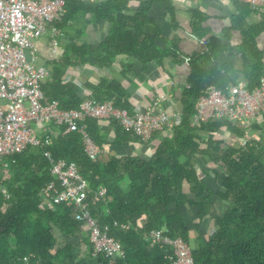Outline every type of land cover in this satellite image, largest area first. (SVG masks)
Instances as JSON below:
<instances>
[{"label":"trees","instance_id":"1","mask_svg":"<svg viewBox=\"0 0 264 264\" xmlns=\"http://www.w3.org/2000/svg\"><path fill=\"white\" fill-rule=\"evenodd\" d=\"M128 3L66 0L63 20H75L81 12L109 20L113 26L101 46L104 53L112 60L126 56L146 65L160 52L156 43L160 39L135 35V17L118 21ZM257 36L253 28L241 46L228 43L231 37L204 41V53L187 59L193 65L192 80L183 92L180 122L172 129L155 131L148 142L125 132L117 122L102 127L97 120H87L88 133L100 147L123 150L155 143L150 160L121 151L108 159L100 156L92 160L77 133L55 142L53 158L76 163L88 181L91 193L87 201L92 215L101 223L127 225L112 226L110 231L121 242L123 256H116L113 263L103 256H92L90 229L76 217V206L61 202L54 209L40 207L39 191L54 179L51 164L43 156L42 147H27L9 159L8 178L1 184L8 198L0 191V264H166L170 250L151 243L148 235L154 230L181 238L190 246L195 264H264V145L249 139L240 145L239 138L249 127L228 121L196 125L193 118L202 92L210 86L227 92L230 81L225 75L240 63L249 80L248 88L258 86L264 61L255 47ZM72 48L77 49L68 46L54 62L52 76L42 84L45 96L58 101L61 109L77 108L87 99L111 100L133 113L135 106L129 104L127 88L120 80L102 76L94 82L86 78L82 88L90 95L83 94L69 71L111 68V63L89 55L92 46L78 47L74 58L70 55ZM172 50L178 57L182 55L177 46ZM224 126L232 140L216 138ZM202 133L210 138L205 139ZM100 187L107 189L106 201L95 200ZM143 216L146 223L142 225ZM211 221L214 227H210Z\"/></svg>","mask_w":264,"mask_h":264},{"label":"built area","instance_id":"2","mask_svg":"<svg viewBox=\"0 0 264 264\" xmlns=\"http://www.w3.org/2000/svg\"><path fill=\"white\" fill-rule=\"evenodd\" d=\"M96 2L99 0H84ZM132 0H129V2ZM252 10L264 9V0H240ZM66 0H0V166L7 167L3 158L21 154L27 147H42L43 156L51 164L55 181L47 183L39 191L40 207L54 209L58 203L67 202L77 207L76 217L90 230L93 244L92 256H103L110 263L116 256H123L122 244L110 235L112 226L126 224L101 223L92 215L87 201L91 188L74 162L54 159L50 151L53 139L58 137L55 127L63 134L78 133L82 136L85 153L97 160L104 147L98 146L88 133L87 120H97L108 125L117 122L127 133H134L148 142L155 131L171 128L180 122L181 114H172L155 102L145 109L135 107L133 113L119 108L111 100L97 102L87 99L74 109H61L58 101L49 100L42 84L49 78L48 71L37 69L34 41L49 30L50 52L56 55L59 25L66 9ZM28 53L34 55L29 58ZM161 105V106H160ZM160 106V107H159ZM264 115V79L257 87L247 89L243 84L232 85L225 92L218 87L205 89L195 105L194 124L228 121L240 127H249ZM244 143V141H243ZM4 198L8 194L0 186ZM107 199V189L100 187L95 200ZM151 243L166 247V264H195L189 245L181 238H172L162 230L149 235Z\"/></svg>","mask_w":264,"mask_h":264},{"label":"crops","instance_id":"3","mask_svg":"<svg viewBox=\"0 0 264 264\" xmlns=\"http://www.w3.org/2000/svg\"><path fill=\"white\" fill-rule=\"evenodd\" d=\"M125 16L135 17L132 24L136 28L135 35H150L155 40L160 39V42H156L160 52L146 65L126 56H118L112 60L111 56L106 55L101 48L111 34L112 22L96 19L91 13L81 12L77 19L72 18L65 22L63 20L59 25L61 36L57 37L56 55H51L50 52L51 36L48 29L45 35L34 41V47L37 49L34 54L36 68L48 71L50 74L48 79H50L54 62L66 52L68 46L73 45L77 49L82 45L92 46L94 50L89 55L94 58L101 57L106 63H111V68L99 69L96 66L94 68H72L69 74H74L75 77L73 75L72 77L84 95H90L82 88L86 78L98 82L102 76H106L120 80L127 88L131 106H141L145 109L155 102L160 103V98L164 97L165 101L162 106L176 114L183 110V92L184 89L190 87L192 80L193 65L187 59L195 53L198 55L204 53V44H202L204 41L217 37L220 39L231 37L228 43L232 46H241L245 35H249L254 28L258 32L255 47L263 55L264 61V9L252 10L240 0H132L128 3L127 11L118 16V21ZM174 46L181 49V56L173 54L172 47ZM77 49L72 48L71 57L74 58ZM34 55L28 53L29 58H33ZM73 58L72 61H74ZM225 79H229V86L243 84L249 89V80L243 73V63H240L230 75L226 74ZM260 79H264V74ZM100 125L107 127L102 123ZM231 127L235 126L231 125ZM55 128L59 134L53 139L50 151L59 138L73 134H63L64 129L61 131L60 128ZM243 132V138H239L240 145L244 139L264 143V115ZM218 135H221L223 140H232L227 126L220 129L216 136L217 139H219ZM201 136L205 139L210 138L207 133H202ZM82 144L84 147L83 139ZM154 144L150 143L141 148L131 146L124 148L127 151L124 149L119 151L132 154L133 151L138 150V154L144 160H150L154 153ZM10 158H3L7 167L0 166V186L2 181L8 178ZM53 178L55 181L54 176ZM1 188L5 190L2 186ZM186 192L190 199L194 197L189 194L188 187H186ZM145 218L143 216L140 220L142 225L146 223Z\"/></svg>","mask_w":264,"mask_h":264},{"label":"rangeland","instance_id":"4","mask_svg":"<svg viewBox=\"0 0 264 264\" xmlns=\"http://www.w3.org/2000/svg\"><path fill=\"white\" fill-rule=\"evenodd\" d=\"M161 106V105H160ZM159 106V107H160ZM218 137L219 138H222V136L221 135H218ZM257 143H259V142H257ZM261 144H264V143H261ZM205 145H203V147H204ZM124 150H126L127 151V149H124ZM117 151H119V150H114V149H112L111 147H109V146H105L104 147V151L102 152V154H101V157H103L104 159H108V156L109 155H116V153H117ZM124 152V151H123ZM122 151H121V153H123ZM139 151L138 150H135V151H133V153H138ZM198 170H199V172L201 173V172H203V171H201V169L200 168H198ZM215 180H213V182H214ZM214 224H215V222L214 221H211L210 222V227H214Z\"/></svg>","mask_w":264,"mask_h":264},{"label":"clouds","instance_id":"5","mask_svg":"<svg viewBox=\"0 0 264 264\" xmlns=\"http://www.w3.org/2000/svg\"><path fill=\"white\" fill-rule=\"evenodd\" d=\"M167 233V232H166ZM188 245V244H187Z\"/></svg>","mask_w":264,"mask_h":264}]
</instances>
